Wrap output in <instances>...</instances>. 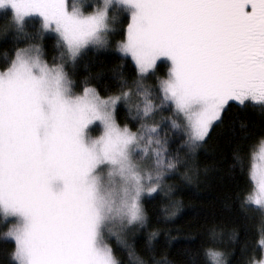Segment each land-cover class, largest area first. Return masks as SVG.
<instances>
[{"label": "snow or ice", "instance_id": "obj_1", "mask_svg": "<svg viewBox=\"0 0 264 264\" xmlns=\"http://www.w3.org/2000/svg\"><path fill=\"white\" fill-rule=\"evenodd\" d=\"M0 11V33L24 41L0 66V217L11 220L3 236L14 264H122L111 238L135 257L129 239L148 226L146 198L167 197L164 215L174 217L167 177L183 165V180L196 179L191 160L233 105L264 109V0H0ZM90 48L130 57L134 75L115 73L105 92L77 82L72 69ZM160 64L167 73L156 76ZM235 158L246 177L240 207L258 211L261 226L242 264H264L255 255L264 252V135ZM203 255L230 264L213 246Z\"/></svg>", "mask_w": 264, "mask_h": 264}, {"label": "trees", "instance_id": "obj_2", "mask_svg": "<svg viewBox=\"0 0 264 264\" xmlns=\"http://www.w3.org/2000/svg\"><path fill=\"white\" fill-rule=\"evenodd\" d=\"M6 18L7 13L0 11V27ZM126 19V13L119 17L116 33L111 37L113 42L121 38L119 33L123 31ZM33 26L30 24V29ZM14 44L24 46V41H14L11 34L4 36L0 33V66L14 54ZM43 47L47 60L58 56L54 35L45 34ZM119 55L114 49L90 48L72 69V78L77 82L88 78L99 91L105 92L108 85L113 83L115 73L122 72L128 77L134 75L135 65L131 58L122 60L118 58ZM166 73L167 64H160L156 76ZM155 78L152 77L149 82H154ZM124 115L121 110V120ZM262 135L264 109L233 105L223 122L215 126L207 143L192 158L191 163L198 172L196 179L192 183L183 180L180 175L184 171L183 165L179 172L167 177L173 186L172 199L180 201L177 214L165 217L164 205L170 203L167 197L155 194L146 198L148 226L137 230L129 239L135 257L147 261V264H153L154 260L161 261V264H165V261L167 264H204L203 250L207 246L229 253L230 264H242L246 256L252 255L251 250L259 237L260 215L258 211H246L240 207L237 193L245 187L246 177L237 165L235 155L239 149L257 143ZM182 138L171 142L173 151L181 145ZM183 151L181 147V153ZM10 223V219L6 221L0 217V264H14L11 259L14 242L3 236ZM153 230H158V234L149 241L148 234ZM233 232L237 234L235 241L229 239ZM110 242L122 264H137L135 257L128 255V249L119 245L114 238ZM245 242L249 251L242 254L241 247ZM255 255L259 258L262 252Z\"/></svg>", "mask_w": 264, "mask_h": 264}, {"label": "rangeland", "instance_id": "obj_3", "mask_svg": "<svg viewBox=\"0 0 264 264\" xmlns=\"http://www.w3.org/2000/svg\"><path fill=\"white\" fill-rule=\"evenodd\" d=\"M69 2H71V0H69ZM84 2H85L86 4H87V3H91V1H89V0H84ZM46 34H52V35L55 36V34H54V33H51V32L46 33ZM262 254H264V252H262Z\"/></svg>", "mask_w": 264, "mask_h": 264}]
</instances>
